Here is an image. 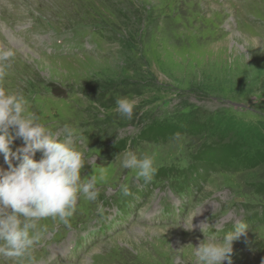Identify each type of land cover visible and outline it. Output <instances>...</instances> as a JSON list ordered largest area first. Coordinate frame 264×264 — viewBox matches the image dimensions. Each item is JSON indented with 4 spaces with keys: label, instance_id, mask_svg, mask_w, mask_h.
I'll return each mask as SVG.
<instances>
[{
    "label": "rangeland",
    "instance_id": "obj_1",
    "mask_svg": "<svg viewBox=\"0 0 264 264\" xmlns=\"http://www.w3.org/2000/svg\"><path fill=\"white\" fill-rule=\"evenodd\" d=\"M72 2L0 0V45L15 52L1 86L6 92H22L31 100L30 107L34 93H41L37 96L44 109L40 120H54L77 130L85 164L83 180L95 175L97 183L114 184L126 175L129 181L123 157L111 164L86 167L93 153H101L99 143L125 138H131L127 147L134 148L131 151L138 158L153 159L152 181L157 176L174 177L180 169L185 174L191 172L199 191L196 204L184 212V221L192 224L189 237L177 241L175 230L142 223L152 234L177 241V246L161 250L152 242L139 246L136 231L119 235L114 243L124 242L131 249V254L124 251L120 264L137 263L142 258L162 264L153 252L168 264H200L195 248L205 237L222 240L246 221L243 209L236 205L239 194L244 192L249 203L264 201V195L257 194L259 184L264 183V163L247 170V159L228 158L223 166H210L216 149L207 148L206 143L216 147L214 141L211 136L202 139L195 134L203 131L204 123L215 140L238 148L245 158L257 150L254 146L264 151V0H105L109 8L100 2L93 6L84 2L85 8L92 6L89 22L98 30L96 35L105 36L98 43L88 32L87 36L72 33V25L88 16L85 12L76 15ZM224 3L226 10L218 9ZM37 11L53 24L35 19ZM225 16L234 19L236 29L227 37L221 35ZM251 34L257 38L252 40ZM74 37H88L95 46L97 43L99 54L61 57L71 53L67 45ZM125 97L136 101L131 119L116 110L117 100ZM69 114H74L73 119ZM191 123H196L197 129H193L196 125L191 128ZM240 127L242 136L235 137L233 130ZM117 144L118 148L124 146ZM150 144L148 152H140L139 148ZM20 147L19 142L15 149ZM0 168L7 170L2 154ZM231 171L241 173L216 178ZM101 175L105 179L101 180ZM141 179L137 174L133 177L137 183ZM171 196L169 189L157 195L158 200ZM197 210L205 213L208 223L218 222L223 226L220 229L228 230L197 234L191 223ZM83 222L92 225V218ZM77 225L74 222L67 230ZM247 229L248 242L242 237L233 243L232 264H264V225H247ZM189 244L193 247H186ZM167 249L170 253L163 251ZM183 252L189 260L181 259Z\"/></svg>",
    "mask_w": 264,
    "mask_h": 264
},
{
    "label": "clouds",
    "instance_id": "obj_2",
    "mask_svg": "<svg viewBox=\"0 0 264 264\" xmlns=\"http://www.w3.org/2000/svg\"><path fill=\"white\" fill-rule=\"evenodd\" d=\"M14 57L12 49L0 45V83L9 74ZM116 103V110L131 119L136 101L125 97ZM28 107L29 100L22 92H6L0 86V154L7 165V170L0 168V258L13 261L32 258L48 232L41 220H58L70 228L79 196L96 201L99 195L95 175L81 179L85 164L74 142L77 130L65 125L61 140L39 123L40 118ZM175 135L179 137V133ZM16 139H22L24 146L13 151ZM120 155L124 168L138 170V178L151 182L155 174L151 157L138 158L130 149L116 158ZM121 190L130 194L127 186L122 185ZM247 233V225L238 223L222 240L205 237L195 248L200 264H232L233 243L242 237L247 243Z\"/></svg>",
    "mask_w": 264,
    "mask_h": 264
},
{
    "label": "trees",
    "instance_id": "obj_3",
    "mask_svg": "<svg viewBox=\"0 0 264 264\" xmlns=\"http://www.w3.org/2000/svg\"><path fill=\"white\" fill-rule=\"evenodd\" d=\"M192 120L198 122L197 119L195 118H193ZM194 125H196V123H191V128H193ZM201 125L204 127L203 131L195 133V134L198 136H202V137L211 136L212 140L214 141L212 142V144L216 146V147H211L208 142L206 143L207 148L216 149V151L212 152L213 157L210 159V163H209L210 166H216L218 164L223 166L225 162L228 160V158L237 159L239 160V162L245 161L247 159L246 162L248 163V166H247L248 170H254L260 164L264 163V151L263 150H259V148H257V150L254 153H252L250 158L249 157L245 158L247 155L239 154L238 148H235L232 145H225L226 143L222 144L219 139L215 140L214 133L210 131L211 129L209 130L207 124L203 123ZM195 127L196 128H193V129H197L198 125H196ZM260 188L262 191H264V184H261Z\"/></svg>",
    "mask_w": 264,
    "mask_h": 264
},
{
    "label": "bare ground",
    "instance_id": "obj_4",
    "mask_svg": "<svg viewBox=\"0 0 264 264\" xmlns=\"http://www.w3.org/2000/svg\"><path fill=\"white\" fill-rule=\"evenodd\" d=\"M5 30V29H4ZM12 41V40H11ZM20 44V43H19ZM22 46V45H21ZM23 47V46H22ZM27 52V51H26Z\"/></svg>",
    "mask_w": 264,
    "mask_h": 264
}]
</instances>
